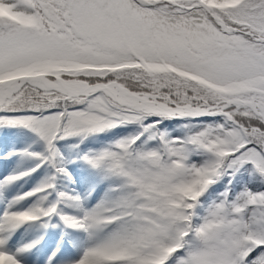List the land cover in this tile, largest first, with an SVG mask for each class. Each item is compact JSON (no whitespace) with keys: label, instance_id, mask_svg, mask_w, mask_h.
Instances as JSON below:
<instances>
[{"label":"snow or ice","instance_id":"obj_1","mask_svg":"<svg viewBox=\"0 0 264 264\" xmlns=\"http://www.w3.org/2000/svg\"><path fill=\"white\" fill-rule=\"evenodd\" d=\"M0 129L27 139L0 162L30 161L0 176V264L54 217L76 254L43 264H264V0H0ZM76 162L91 207L57 188Z\"/></svg>","mask_w":264,"mask_h":264},{"label":"trees","instance_id":"obj_2","mask_svg":"<svg viewBox=\"0 0 264 264\" xmlns=\"http://www.w3.org/2000/svg\"><path fill=\"white\" fill-rule=\"evenodd\" d=\"M178 123L179 122L177 121H166L165 125L166 128L171 131L172 129L177 127ZM127 131H129V129H119V130H113L111 133L100 134L98 136L89 137L85 141V143L81 145V148L82 150L97 149L107 141ZM15 135L16 137H19V139L23 142V144L20 145L19 143L14 142L12 143V146H9L7 140L13 139ZM26 146H27V139L23 133L16 132L14 130L0 129V147L6 148L8 150L9 149L15 150ZM60 147H61V151L63 152L64 151L63 142H61ZM16 161L18 164L17 168H26L30 166V161L23 159L22 157H16ZM67 167L69 172L71 173L72 180L68 181V180L60 179L57 181V184L59 186H63V185L69 186L70 188L66 192H69L70 194L79 195L82 201H84L85 206L91 207L99 199L103 190L101 186L92 193L90 198L85 199V197L89 193L91 186L95 183V174L94 177L90 176L89 169L80 162L70 163L67 165ZM16 169H5L3 167L2 162H0V176H6ZM46 171L50 173V170H46ZM46 171H41L39 175L33 174L31 177L25 178V180L22 179L21 181H18L19 185L16 186L15 188L8 187L6 190H4L5 196L11 197L19 193L29 191L34 186H36L40 182V180L46 175ZM23 180L25 182L24 184L21 185L20 183L23 182ZM27 201H28V205L25 206L24 208H27L33 203L32 199H29ZM13 241H15V239Z\"/></svg>","mask_w":264,"mask_h":264},{"label":"rangeland","instance_id":"obj_3","mask_svg":"<svg viewBox=\"0 0 264 264\" xmlns=\"http://www.w3.org/2000/svg\"><path fill=\"white\" fill-rule=\"evenodd\" d=\"M176 129V128H175ZM15 139H13V141H19V139H17V137H14ZM8 142H10V140H8ZM3 167L5 168H15L16 167V161L15 158L10 157L8 159V161L6 163L3 162ZM92 174V173H91ZM14 186H17V183L14 184ZM58 190H63L66 191L67 189H69L70 187L67 185H63V186H57ZM55 198V195L52 194V196L49 198V200H52ZM63 208L64 211L71 213L72 214V209L70 208H65L63 205L61 206ZM20 208H22V205H20ZM58 221V217H54L51 219V221L49 222V227L46 229H39V231H41L39 233L38 236H43V239L41 240V243L38 247V250L33 254L32 256V264H43V261L45 259V253L48 252V250L53 249L55 247L58 246V241L62 243L63 238L62 236L59 235V232L57 230V225L54 222ZM52 222V223H51ZM55 225V227H52V225ZM23 230H21L22 232ZM43 231H46V233H43ZM30 233L31 231L29 230V232L27 233V238L30 237ZM80 234L78 232H76L75 230L70 229L69 231V238L70 241L74 240L76 238H78ZM21 237L19 235H17V237L15 238L16 241L12 242L11 244H16L19 239ZM65 245L64 247V254L68 255V254H72L75 255L76 254V250L73 248L72 244L70 242L68 243H63Z\"/></svg>","mask_w":264,"mask_h":264}]
</instances>
